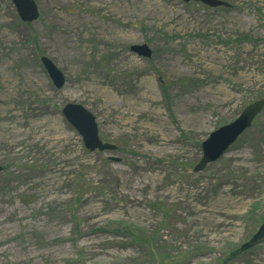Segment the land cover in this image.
I'll return each mask as SVG.
<instances>
[{
  "label": "rangeland",
  "instance_id": "1",
  "mask_svg": "<svg viewBox=\"0 0 264 264\" xmlns=\"http://www.w3.org/2000/svg\"><path fill=\"white\" fill-rule=\"evenodd\" d=\"M220 1L34 0L23 23L0 0V264H264V241L237 253L264 224V110L193 172L264 97V0ZM67 103L116 150H87Z\"/></svg>",
  "mask_w": 264,
  "mask_h": 264
},
{
  "label": "water",
  "instance_id": "2",
  "mask_svg": "<svg viewBox=\"0 0 264 264\" xmlns=\"http://www.w3.org/2000/svg\"><path fill=\"white\" fill-rule=\"evenodd\" d=\"M16 13L23 23H32L38 18V10L34 0H11ZM185 3L197 2L210 8L229 7L220 0H182ZM130 51L137 56L148 58L151 51L146 45H134ZM40 62L51 80L55 89H61L65 84L64 74L55 64L46 57H41ZM264 110V97L247 105L231 123L218 128L210 133L208 138L201 143V158L194 166L193 172L198 173L215 161L231 147L237 139L248 130L254 119ZM62 115L81 136L85 148L89 151H115L116 146L104 143L99 139L96 118L84 107L67 103L61 110ZM2 168L0 167V173ZM264 241V224L260 226L256 234L237 253L249 250Z\"/></svg>",
  "mask_w": 264,
  "mask_h": 264
},
{
  "label": "flooded vegetation",
  "instance_id": "3",
  "mask_svg": "<svg viewBox=\"0 0 264 264\" xmlns=\"http://www.w3.org/2000/svg\"><path fill=\"white\" fill-rule=\"evenodd\" d=\"M236 252V251H235ZM235 252L234 253H231V255L233 256V255H235ZM238 256V255H237Z\"/></svg>",
  "mask_w": 264,
  "mask_h": 264
},
{
  "label": "trees",
  "instance_id": "4",
  "mask_svg": "<svg viewBox=\"0 0 264 264\" xmlns=\"http://www.w3.org/2000/svg\"><path fill=\"white\" fill-rule=\"evenodd\" d=\"M140 239V238H139Z\"/></svg>",
  "mask_w": 264,
  "mask_h": 264
}]
</instances>
